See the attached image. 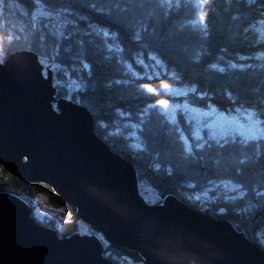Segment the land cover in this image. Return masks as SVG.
Listing matches in <instances>:
<instances>
[{
  "label": "water",
  "instance_id": "1",
  "mask_svg": "<svg viewBox=\"0 0 264 264\" xmlns=\"http://www.w3.org/2000/svg\"><path fill=\"white\" fill-rule=\"evenodd\" d=\"M5 60L0 166L10 175L48 185L82 222L145 264H264V250L229 221L175 197L148 203L133 164L98 136L83 108L55 96L37 54L20 50ZM31 212L18 196L0 192V264H115L102 256L96 236L61 238Z\"/></svg>",
  "mask_w": 264,
  "mask_h": 264
},
{
  "label": "snow or ice",
  "instance_id": "2",
  "mask_svg": "<svg viewBox=\"0 0 264 264\" xmlns=\"http://www.w3.org/2000/svg\"><path fill=\"white\" fill-rule=\"evenodd\" d=\"M207 2L208 0H198V6ZM252 2L253 0H247L248 4ZM33 3L34 7L30 13L24 14L31 17V29L42 33V42L49 35L56 37L57 41L61 39L69 41L74 34L79 33L83 44L82 38L94 33L95 36L103 37L108 52L122 53L124 47L120 37L123 36L137 45L140 54H146L149 62L165 69L168 64H172L179 71V75L175 77V86L163 82L161 75L147 78L161 80L160 91L150 83L142 82L144 78H141L138 83L145 104L137 111L136 98H125L124 89L127 87V81L123 77L112 75L104 66H98L99 71L94 74L92 64L82 58L83 52L76 53V59L82 66V72L78 73L81 83L77 91L83 93V100L77 104L88 113L91 123L99 119L98 111L102 112L108 101H118L120 106L115 111L124 122L122 128L127 134L123 139L129 151L145 156L148 169L156 172L165 169L169 176L173 174V160L178 169L183 170L182 166L190 164L209 172L213 165L219 164L222 152L231 148L233 155L230 162L235 172L234 179L228 181L208 179V187L203 194L207 195L223 187L236 194L231 197L225 195V200L242 199L248 193H252L264 201L262 161L264 144L261 143L264 141V81H261V95L256 104L244 107L245 102L234 87V80L230 78V71L236 69L238 65L224 58L225 48L216 49L219 55L214 53V45L207 27L208 14L200 11L197 19L189 22L193 28L199 26L200 32L197 35L188 30V24L177 19L181 7L180 0H176L175 3L172 0L158 2L116 0L107 13L109 20L107 28L90 25L92 32H82L76 23L84 17L76 15L69 7L63 4L57 6V0H51L50 3L33 0ZM6 7L4 0H0V17L3 16ZM113 8L117 10L116 14L112 13ZM157 9L163 11L157 13ZM96 10L104 11L103 7ZM258 14L264 18V3L260 4ZM232 19H237V16H233ZM69 25L72 26V30L66 31ZM113 40L117 44L114 45ZM58 52L57 43V53L54 55ZM240 59L243 60L244 57ZM120 62L119 59L116 60V63ZM6 63V60L0 63V67ZM43 67L47 69L48 66ZM240 67L243 68L244 65ZM188 69L191 70L190 73L186 71ZM193 75L216 79L221 92L225 95L227 106L220 108L216 105L214 97L217 92L214 89H202L199 81L191 78ZM44 78L47 79V75ZM190 94L196 100L202 101V106L191 105L187 99ZM157 95H166L168 98L155 99L153 104V98ZM179 98H185L182 104L174 102ZM88 104H94L98 111L90 110ZM204 129L208 130L207 137L202 135ZM120 131L121 127L118 126L117 132ZM250 166L258 177L254 181L248 171ZM2 170L0 167V171ZM65 199L68 197L65 196ZM195 199L199 201L200 196L197 195ZM24 202L34 209L37 204H43L44 201L37 197L33 202L26 197ZM219 210L221 213L226 211L224 207Z\"/></svg>",
  "mask_w": 264,
  "mask_h": 264
},
{
  "label": "trees",
  "instance_id": "3",
  "mask_svg": "<svg viewBox=\"0 0 264 264\" xmlns=\"http://www.w3.org/2000/svg\"><path fill=\"white\" fill-rule=\"evenodd\" d=\"M4 2L7 7L4 9L3 16L0 17V23L5 25L3 29H0L2 47L0 62H3L12 52L28 50L37 54L42 65L48 63L53 64V67L57 65L66 67L68 71H71L70 76L77 80V85H80L78 73H81L82 69L76 59V53L82 51V58L85 59V62L92 64L94 74L99 71L98 66H104L110 70L112 75L123 77L127 81V87L124 89L125 98H136L135 108L137 111L144 106L145 99L140 95L141 90L138 83L141 79L134 77L135 75L128 70L126 63L141 71L134 61V56H142L147 61V55H141L139 47L131 43L130 39L120 37L124 52H120L119 56L115 51L108 52L103 37L95 36L94 33L91 36H84L82 38L83 44H81L79 33L74 34L69 41L62 39L57 41L56 37L49 35L42 42V33L39 30L31 29V17L24 14L25 12L30 13L33 9V0H4ZM42 2L50 3L51 0H42ZM115 2L116 0H57V6L63 4L76 15L83 16L84 19L77 21L76 26L82 32H92L90 25H95L97 28H107L109 23L107 13ZM153 2H158V0H153ZM172 2L175 3L176 0H172ZM261 3H264V0H253L251 4H248L247 0H208L206 4L198 6V0H180L181 7L177 15L180 22L189 25V31L199 35V26L193 28L189 22L196 20L200 11L208 14L207 27L214 45L213 51L219 55L216 49L223 47L225 48L224 58L237 63L238 67L230 71V78L234 80V87L242 101L245 102L244 107L246 108L256 104L261 95V81H264V18L258 14ZM101 7L104 9L103 12L96 10ZM156 11L159 13L163 10L157 9ZM116 12L117 10L113 8L112 13L116 14ZM233 16H237V19L233 20ZM71 18L74 19L75 17ZM71 30L72 26H67L66 31ZM57 43L59 52L54 55L57 53ZM115 43L117 44L116 41ZM240 57H244V59L241 60ZM117 59L121 62L116 63ZM240 65H244V67L241 68ZM166 70L172 76L164 79L161 76L163 82H169L175 86V77L179 75L177 67L168 64ZM186 71L191 72L190 69ZM51 76L53 85L58 91L56 97L62 96L75 103L83 100V93H79L77 90L72 92L62 90L59 84L60 76L56 69L52 70ZM191 78L198 80L202 89H214L217 92L214 97L216 105L220 108L227 106L225 95L221 92L216 79L195 75ZM142 82L150 83L154 88H159L161 83L146 79H143ZM161 98L167 99L166 95H157L153 98V104L155 99ZM182 99L179 98L178 100ZM187 99L194 106H202L203 104L191 94ZM119 106L118 101L110 100L104 110L99 112L95 109L94 104H88L90 110L98 111L99 119L95 122L96 133L109 145L111 150L133 164L138 177L140 195L148 203L160 204L167 197H175L193 210L216 219L229 221L237 231L242 232L246 238L264 249V201L256 198L252 193H248L242 199L225 200V195L231 197L236 194L223 187L217 188L207 195L203 194L208 187V179L214 181L234 179L235 172L230 162V157L233 155L231 148L222 152L219 164L213 165L209 172L190 164L182 166L183 170L178 169L174 160L171 176L167 175L165 169L159 172L152 171L146 167L145 156L129 151L123 139V136L127 134L122 128L124 122L119 119V115L115 111ZM100 123L103 126H100ZM118 126L121 127L120 132H117ZM202 135L207 137L208 130H203ZM237 139L240 138L237 137ZM261 143L264 144V141ZM262 161H264V156H262ZM248 171L253 181L258 178L251 166ZM144 185L152 188L158 199L152 202L147 197ZM189 185H194V187H189ZM0 192L14 194L23 201L27 197L35 202L37 197H41L44 201L43 204H37L34 209L31 207V214L45 227L57 231L61 238H69L75 233L93 235L103 245L102 256L104 258L112 260L115 264H145L136 252L108 243L99 231L82 222L78 218L75 208L59 198L46 184L25 183L3 169L0 171ZM197 195L200 196L199 201L195 199ZM221 207L226 209L224 213L220 212Z\"/></svg>",
  "mask_w": 264,
  "mask_h": 264
},
{
  "label": "rangeland",
  "instance_id": "4",
  "mask_svg": "<svg viewBox=\"0 0 264 264\" xmlns=\"http://www.w3.org/2000/svg\"><path fill=\"white\" fill-rule=\"evenodd\" d=\"M9 10H11V9H9ZM9 12L12 13V11H9ZM30 23H31V21H30ZM4 26L5 25L3 23H0V29H3ZM112 43L114 45L116 44L114 40L112 41ZM1 51H2V47H1V41H0V52ZM115 53L118 56L120 54L119 51H115ZM38 59H39V57H38ZM134 61L136 62L137 67L141 69V71H138L135 67L131 66L129 63H126V65H127L128 70H130L135 75L134 77H136L137 79L144 78L146 80H149V79H147L149 76H155V75H161V76H163V79L164 78H169L170 76H172V75H170V73L165 68H159L156 63H151L148 60L146 61L145 59L142 58V56H134ZM45 64L48 65L47 69H45L43 67V65L41 64L42 65V71H43L44 74H47L49 72L52 75V70H55L56 69L58 71V74H59L60 80H61L59 84H60V86H61V88H62L63 91L66 90L68 92H72V91H76L77 90V87H78L77 84H78V82H77V80H75L74 78H72L70 76L71 71H68L66 67L61 66V65H57L56 67H53V64H48V63H45ZM80 68L82 69V66L81 65H80ZM166 72H168V73H166ZM151 80H155L157 83L158 82H161V80H157V79H151ZM156 89H157V91H160L159 88H156ZM57 92L58 91L56 89L55 96L57 95ZM57 98H63V97L62 96H59ZM183 100H184V98L182 100H178V101H174V102L183 103ZM233 115H235V113H233ZM241 122H243L242 121V118H241ZM94 126H95V123H94ZM100 126H103V124L100 123ZM237 137H239V136H237ZM144 190L147 193V197L152 202L154 200L158 199V196L156 195V193L154 192V190L152 188H150L148 185H144Z\"/></svg>",
  "mask_w": 264,
  "mask_h": 264
},
{
  "label": "bare ground",
  "instance_id": "5",
  "mask_svg": "<svg viewBox=\"0 0 264 264\" xmlns=\"http://www.w3.org/2000/svg\"><path fill=\"white\" fill-rule=\"evenodd\" d=\"M241 237V236H240ZM238 239H240L239 237H237ZM264 250V249H263Z\"/></svg>",
  "mask_w": 264,
  "mask_h": 264
}]
</instances>
